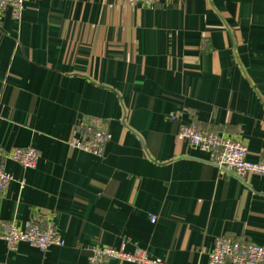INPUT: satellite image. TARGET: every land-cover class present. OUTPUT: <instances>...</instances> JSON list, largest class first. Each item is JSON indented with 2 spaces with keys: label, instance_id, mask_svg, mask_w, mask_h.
<instances>
[{
  "label": "crops",
  "instance_id": "0c3cea01",
  "mask_svg": "<svg viewBox=\"0 0 264 264\" xmlns=\"http://www.w3.org/2000/svg\"><path fill=\"white\" fill-rule=\"evenodd\" d=\"M90 118L112 135L102 156L68 146ZM191 124L264 163V0H25L20 22L0 15V145L40 154L34 169L3 161L0 225L44 215L65 242L0 239V264H89L93 247L208 264L224 235L264 247V177L220 173L179 135Z\"/></svg>",
  "mask_w": 264,
  "mask_h": 264
},
{
  "label": "built area",
  "instance_id": "2783aa9c",
  "mask_svg": "<svg viewBox=\"0 0 264 264\" xmlns=\"http://www.w3.org/2000/svg\"><path fill=\"white\" fill-rule=\"evenodd\" d=\"M135 3H167L176 0H133ZM25 0H0V15L10 13L17 22L23 17ZM179 135L191 146L211 155V161L220 173L246 181L251 175L264 177V163H254L247 159V146L230 136H221L215 132L202 129L197 124L184 125ZM111 133L96 118L84 119L73 129L68 146L93 155L102 156L105 145L111 140ZM10 159L25 169H34L40 154L35 148H16L6 151L0 145V196L15 180L13 175L3 167V161ZM25 180L22 181V186ZM0 239L5 241L11 251L21 243H28L47 253L54 246H65L55 223L46 216L28 221L23 227L15 222L0 225ZM208 264H264V247L246 239L234 236H220L208 255ZM109 260H118L135 264H165L159 259L151 258L142 249L126 253L113 247H93L90 249L89 264H106Z\"/></svg>",
  "mask_w": 264,
  "mask_h": 264
}]
</instances>
